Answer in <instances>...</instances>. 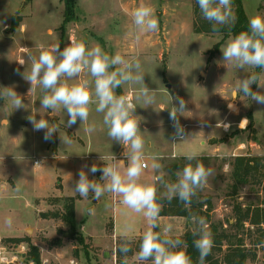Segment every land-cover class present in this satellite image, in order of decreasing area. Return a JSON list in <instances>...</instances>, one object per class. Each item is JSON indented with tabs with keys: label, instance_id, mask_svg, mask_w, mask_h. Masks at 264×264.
I'll return each instance as SVG.
<instances>
[{
	"label": "rangeland",
	"instance_id": "1",
	"mask_svg": "<svg viewBox=\"0 0 264 264\" xmlns=\"http://www.w3.org/2000/svg\"><path fill=\"white\" fill-rule=\"evenodd\" d=\"M142 3L154 8L157 30L138 33L132 13ZM195 4L196 0H78L77 19L65 22L62 0H0V87L14 88L25 104V108L14 110L9 101L0 98V120H9V125L0 124V264H103L106 259L118 264L117 249L125 228L133 238L128 264H138L134 257L148 228L143 214L127 209L120 203L121 197L106 192L95 201L91 193L84 198L74 190L83 166H88L86 172L92 164L103 167L100 156L112 154L126 165V149L108 137L103 113L95 111L96 104L90 106L86 123L78 119L71 127H66L68 116L62 108H40V88L29 92L31 85L20 73L30 70L28 56H38L41 45L59 44L63 49L73 40L84 41L89 49L99 45L109 55L119 52L125 59L140 60L144 83L155 91V104L143 108L136 100L140 85L126 84L116 93L131 97L137 106L135 115L142 119L148 165L142 182L152 183L159 174L151 168L152 156L158 157L156 162L162 165L165 181L175 182L179 170L170 172L168 165L195 151L203 154L198 155L203 158L200 162L213 170L200 189L212 198L213 221H234L233 205L237 201L264 206V191L258 185H246L238 195L231 194L230 165L235 155L264 156V105L242 93L231 101L233 89L246 76L259 74V82L264 85V69L240 70L224 65L220 49L233 37L217 47L223 33L199 32L196 27L203 16L195 11ZM243 4L249 20L264 16V0H243ZM80 78L92 79L87 70ZM252 88L264 94V87L253 84ZM170 95L186 101V111L179 118L188 134L183 141L173 140ZM229 102L238 111H230ZM31 114L56 125L72 143L64 145L59 133L45 141L44 131H34L28 121ZM225 124L229 125L227 129ZM89 125H95L92 133L85 131ZM88 175L99 180L102 173ZM156 187L157 195L162 196L165 189L160 184ZM68 198L76 200L75 229L63 218ZM9 219L11 225L6 223ZM168 223L173 225V238L181 239L194 227L183 216L169 215L163 222L159 220V229ZM247 227L253 234L246 237L251 246L258 226ZM30 246L40 252L41 263L31 260ZM253 248L258 253L257 264L263 263L264 246ZM104 250L111 252L110 258L103 256ZM1 256L10 261H2Z\"/></svg>",
	"mask_w": 264,
	"mask_h": 264
},
{
	"label": "clouds",
	"instance_id": "2",
	"mask_svg": "<svg viewBox=\"0 0 264 264\" xmlns=\"http://www.w3.org/2000/svg\"><path fill=\"white\" fill-rule=\"evenodd\" d=\"M202 16L211 22L212 30L218 31V26L232 25L236 16L232 9V0H196ZM133 24L138 33L155 31L159 21L155 16V10L150 4H140L132 13ZM222 62L226 66H232L243 70L245 68L264 69V16L255 15L249 20L248 31H242L231 38L223 49ZM31 62L29 71L20 73L23 79L30 83L29 92L39 87L42 92L40 108L66 111L68 120L66 127L75 125L79 119L81 124L86 123L90 115V106L96 104L95 111L103 113V124L107 126L108 137L125 147V161L117 159L114 154L100 156L103 167L92 164L88 172L95 174L101 172L99 180L90 179L83 166L78 173L79 179L75 183L74 190L84 198L89 194L95 200H99L106 192L121 197L120 203L136 214H143L148 221V228L143 232L139 251L135 254V261L143 264L151 261V264H193L191 257L186 252V244L179 237L173 238V225L168 223L160 231L159 219L161 205L158 203L157 184L165 189L160 197L169 202L178 198L185 206L190 208L192 198L199 189L207 183L213 170L206 168L198 159L195 151L185 154L186 160L195 161V164H187L176 173L175 182H167L160 171L162 165L157 156H152L151 168L159 173L153 177V182H142L141 175L148 165L145 163V142L141 134V117L135 115L136 105L131 102V97L117 95L116 89L123 85H140L136 100L143 108L152 106L156 102L155 91L150 90L144 83V73L138 58L125 59L119 52L109 55L99 45L88 48L84 41H71L69 45L61 49L59 44L45 47L40 46L38 56L29 54ZM111 69V70H110ZM87 70L90 79H81V74ZM259 74L253 73L238 81L231 95L232 100L238 99L242 93L250 97L257 104L264 105V94L254 91L252 85L264 87L259 81ZM0 98L10 102L14 110L25 108L23 98L12 87H0ZM28 92V93H29ZM176 103L173 104L172 101ZM171 108L169 119L173 122L175 133L173 140H186L184 127L180 124V115L186 111V101L179 96L170 95ZM230 111H238L236 105L228 103ZM215 112V110H212ZM28 121L33 125L34 131H44L43 139L49 141L54 134L59 133L64 145L72 143L70 137L61 134L58 127L50 125L44 118L36 119V115H29ZM0 124L9 125L8 119L0 120ZM229 127L225 124V129ZM85 131L92 133L95 125H89ZM39 164V162L37 163ZM99 181H104L101 184ZM190 222L194 227L192 235L198 237L194 240V246L199 252V264H204L205 258L210 254L213 246V234L204 217L190 216ZM11 225V220L6 221ZM130 229L125 228L121 243L117 249L123 254V264H128L127 254L131 251L132 237Z\"/></svg>",
	"mask_w": 264,
	"mask_h": 264
},
{
	"label": "trees",
	"instance_id": "3",
	"mask_svg": "<svg viewBox=\"0 0 264 264\" xmlns=\"http://www.w3.org/2000/svg\"><path fill=\"white\" fill-rule=\"evenodd\" d=\"M65 5V22L73 21L78 17V0H62ZM232 9L236 16V21L232 25L218 26V31L223 33L222 40L216 43L220 46V42L229 36L234 37L242 31H248L249 18L246 14L243 0H232ZM195 11L201 13L196 2ZM202 14V13H201ZM201 23L196 29L200 32L213 31L211 22L201 17ZM203 160V158L198 157ZM195 164V161L189 162L186 158L176 160L170 163L167 167L168 171H181L187 164ZM231 194L238 195L242 187L246 185L260 186L264 191V156H247L235 155L231 161ZM158 203L161 205V216H183L190 221L191 215L204 217L209 225V229L213 234L214 246L210 254L205 258L204 264H257V250L253 247L258 245L264 246V206L263 203L254 204L253 202L244 203L237 201L233 205V219L224 222H215L212 220L213 201L209 195L202 193L199 189L197 194L192 198L190 208H185L184 204L178 199L174 198L171 202L167 199H161L159 195ZM64 207L66 213L63 218L72 229L76 227V213L75 203L73 198L66 199ZM263 206V207H262ZM250 226H258L257 235L252 239L251 246L246 243V237L251 238L253 234L250 231ZM227 225V227H225ZM160 231L159 228L155 229ZM194 237L192 232L185 233L181 238L186 244V252L191 257L193 264H199V252L194 246ZM31 260L35 263H41V254L34 247L30 246ZM130 252L127 254V256ZM117 263L123 264L124 256L118 253ZM264 259V255H263ZM259 264H264L259 263Z\"/></svg>",
	"mask_w": 264,
	"mask_h": 264
},
{
	"label": "crops",
	"instance_id": "4",
	"mask_svg": "<svg viewBox=\"0 0 264 264\" xmlns=\"http://www.w3.org/2000/svg\"><path fill=\"white\" fill-rule=\"evenodd\" d=\"M214 145L217 146V144H214ZM219 148H220V146H219V147H215V150H214V151L218 150ZM198 155H203V154H198ZM125 166H126V165H125ZM114 195H115V194H114ZM114 197H116V196H114ZM164 217H165V216H161L159 220H161V222H163ZM174 217H176V216H174ZM170 218H171V217H170ZM113 228H114V223H113ZM57 250H58V249H57ZM104 251H105V250H104ZM104 251H103V252H104ZM45 261L47 262V259H46ZM45 261H44V262H45ZM111 262H112V260H107V259H106V260L103 262V264H110Z\"/></svg>",
	"mask_w": 264,
	"mask_h": 264
},
{
	"label": "water",
	"instance_id": "5",
	"mask_svg": "<svg viewBox=\"0 0 264 264\" xmlns=\"http://www.w3.org/2000/svg\"><path fill=\"white\" fill-rule=\"evenodd\" d=\"M168 87H170V84H168ZM96 201V200H95ZM103 256L105 257V258H110L111 257V252L109 251V250H105L104 252H103Z\"/></svg>",
	"mask_w": 264,
	"mask_h": 264
},
{
	"label": "built area",
	"instance_id": "6",
	"mask_svg": "<svg viewBox=\"0 0 264 264\" xmlns=\"http://www.w3.org/2000/svg\"><path fill=\"white\" fill-rule=\"evenodd\" d=\"M145 163L147 164V162L145 161ZM114 200H115V202H117V198L116 197H114ZM0 248H1V246H0ZM1 260L2 261H4V262H9L10 260L8 259V257L6 258V257H3V256H1Z\"/></svg>",
	"mask_w": 264,
	"mask_h": 264
}]
</instances>
